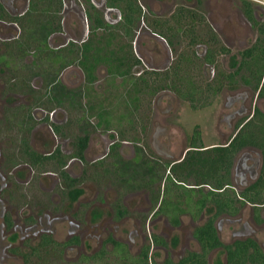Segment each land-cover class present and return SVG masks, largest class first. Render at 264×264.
<instances>
[{"label":"flooded vegetation","instance_id":"flooded-vegetation-1","mask_svg":"<svg viewBox=\"0 0 264 264\" xmlns=\"http://www.w3.org/2000/svg\"><path fill=\"white\" fill-rule=\"evenodd\" d=\"M30 1L31 0H25L22 8L11 10V2H13V0H0L1 5L6 11L5 16L3 15L0 17V23L14 26L15 30L11 35L0 38V45L4 47L2 49L0 47L2 50L0 53V73L13 71L40 72L38 69L43 68V42H40L33 47L34 49L31 50V55H28L29 59H27L26 63L21 64L20 62V55L24 51L23 46H25V44L29 41L26 38V40L24 39L23 42L22 39L26 35L33 33V23L26 16L28 15L27 10ZM89 1L91 4H93V6L100 10L102 14L103 12L104 14L105 12H115L116 16L113 21L106 20L103 14V17L107 22L114 24L121 21L122 13L118 6L107 4V0H99L101 2L100 5L95 3L94 0ZM236 1L239 4V10L242 12L244 20L248 23L249 27H252L256 30L255 25L253 24L255 21L261 22L264 19V6H258L255 4V2H259L264 5V0H248L252 9V22L249 21L244 15V12L241 8L242 0ZM62 2H64V0H62ZM207 2L208 3L206 5L209 6V10L207 13H203V11L201 12L202 16H204L205 22L212 27L215 33H217L216 35L218 40L221 39L227 44L230 43L231 40L225 39L221 33L224 32V34H226L228 32L230 34H235L240 27H244L245 22L242 21L239 23L235 15L236 12L232 9V12H230V8L228 9L223 6L226 3L230 5V0H207ZM137 3L139 4L142 12L140 20L138 21V26L142 24L144 29L140 30V27L137 26L133 41H136L139 37H141L144 40L145 46L147 47L141 51L140 49L137 50V48L133 47L135 54L141 60V65L137 66V68H140L141 70V66H144L143 59H147V57H144L145 55L149 56V53L155 52L159 56L165 57V54H167V50L165 49L166 46L171 49L170 51H172V53H170L171 57L173 53L174 56H176L177 53L173 52L174 49L168 45L165 36L160 34V31L156 28V26L159 24V21H167V23L170 24L169 21L174 22L175 20H178L176 17H174L178 8H191L183 6V4L174 6L168 15L162 16L151 9H149L148 13H146L144 11V6L139 0H137ZM76 4L80 5V9L84 15L86 22V36L80 40L67 39L62 44L55 46L54 49H59L62 46H66L69 41L79 44L87 37L88 20L84 13V0H76ZM197 4L198 2L196 0V5ZM256 6L259 8L256 9ZM63 7L64 6L62 5L61 11L63 10ZM257 12L260 13L259 16L257 15ZM63 29V20L61 18V30L51 33L48 36V42L51 36L60 34ZM217 30L219 32H217ZM256 37L257 30L256 36L251 44L255 41ZM41 39L43 40V37ZM198 43L203 44V42ZM251 44H249V46ZM148 45L152 46L148 47ZM249 46H243L242 48L236 50V55L240 57L239 52ZM36 50L38 53H36ZM205 50L206 47L204 52ZM167 56H169V52ZM235 60L238 61L239 59L235 58ZM74 63H76V69L71 68L73 67L72 65ZM14 64H16L17 67L13 68ZM236 65L237 63L235 66ZM168 66L169 64L163 68H160V70L165 69ZM66 67H64V72H69V74L74 79H76L77 76H80L77 72H82V75L85 77L83 70L78 65L76 60H74V62L70 65L66 64ZM233 67L231 68L233 69ZM145 68L153 69L149 67ZM97 71L96 73L98 75ZM137 72L139 73L140 71ZM105 76H107L106 73ZM14 77L15 76L8 78L0 88V241L6 238V236L9 238L7 239V244L2 246L0 249V258H3V254L9 256L16 255L20 256L21 258L20 264H29L28 261H24L23 253H30L32 251V247L38 245L42 238L49 237L56 243L54 247L52 246L48 249L50 255L53 252H61L60 259L54 260L55 262H58V264H86V259H88L89 262L93 264L94 261L91 259V257L95 256L96 253H98L102 248L110 252L112 250L113 240L124 244L128 251L133 255H137L144 246L148 245L149 251L147 264H157V262H152V257L158 254V250L164 252V257L160 262L166 258L172 259V249L173 246H175L178 242L179 236L175 232L172 233L171 237L169 238L167 234H165L164 229L157 230L160 223V217L162 216L161 214H156L159 202L155 207H153L154 203L152 202L151 198L149 199L148 195L144 191H137L138 188H142L143 186L145 187V183L142 178V181L131 180L132 182L126 181L125 177L123 176H119L116 179H111L110 187L115 186V182L119 184V187L115 188V197L110 199L107 198V196H104V194H107L108 192L106 188V179L110 180L108 168L110 166H116V158H122L123 155H126L125 148L128 141L122 139V141L119 143V141L114 139V137L111 138L110 135H108V133L111 132V129L105 130L97 126V118L93 114L91 116L95 118V121L89 123L92 126V132L78 134L87 136L86 145L82 150V157L80 158L75 153L77 150L75 145V138L77 134L71 131L73 128V123L76 121L77 124H79L81 119H83L82 116L84 114L78 117L74 114H71L72 117H77L75 120H73L69 119V114H67V112L64 110L62 118L56 121L59 124L55 123L48 125L45 129H49V131L54 134V137L56 135H63L64 132L65 135L68 134L67 132H71L72 136L69 135L67 140L72 141V147L70 150H63L61 145L57 143L47 150L46 147L45 149H40L39 147L41 145H38L37 140L34 142L33 137L35 135L37 137L40 135V144L42 143L43 122H47L48 116L45 115L44 118L43 115L36 116L35 112L37 108L31 107V98H29L27 101L17 100L12 103L8 101L10 95L13 97H25L26 95V88L18 86ZM10 81L13 82L11 83ZM31 86L34 87L33 85ZM39 87L40 90L36 88L37 90L35 91L37 92L42 90L41 92H43L42 80L41 84L38 85V88ZM93 87L94 85L92 86V89H94ZM223 91L230 92V94H228L225 98V105L230 108V111L223 116L227 132L220 133L222 141L217 145L228 144L237 130V123L239 121L244 122L246 119H248L255 107L264 111L262 106V103H264V97H258V90L253 91L248 86L238 85L234 89L223 88L221 92ZM245 91H248V94H246L247 92ZM169 105L170 103L167 104L168 108L159 111L161 115H164L168 111L167 109H169ZM40 110L43 111V108ZM53 111V109L50 110L51 114L49 117L53 115ZM61 126H63V128ZM158 130L160 131L158 132ZM161 131V128L156 129L155 134H153V154L159 155L160 157H171L169 152H166V142H162L160 146L158 141L155 142V135L160 134ZM107 136L109 138H107ZM188 149L189 148L187 147L183 154H185L186 150ZM53 153L55 154V157L47 158L48 156H52ZM130 153L132 157V164H126L128 168L137 163L135 160L140 155V153L134 149H132ZM30 154L39 155L40 158L36 160L34 157H31ZM43 156H45V159H43ZM59 158L61 159L60 161ZM234 160L236 161L237 167L235 166L236 168L234 175L231 176L230 174L232 180L231 184L234 188L238 186L241 188L240 190H242L252 184L258 177L262 165L261 154L257 148L247 146L235 154L233 161ZM173 162L174 161H171L170 163ZM72 163H78L81 167L76 174L72 173L69 167ZM61 171H63L68 176V178H64V176H62L60 173ZM256 171L258 175H255ZM43 177L50 178L47 188L43 187ZM71 179L74 181L72 185L70 181ZM146 180L153 181V179L150 180V178ZM90 183L98 189H96L93 195L89 198L88 196H83L84 189L82 185ZM127 184H129V186H127ZM132 187L133 191L128 193V195L125 194L126 188L132 190ZM156 187L155 188L159 190V185ZM98 190L103 191L102 195L98 194ZM129 198L131 199L126 201ZM105 205H108L107 209H102L100 207ZM246 205L251 207L250 203H246L243 207H246ZM27 209L29 211L28 214H24V211ZM30 209H36L39 212H36V210L35 212H31ZM43 210L46 214H55V216L52 218L53 220L50 219L46 221L45 225H43L42 220ZM104 211H107V215L103 213ZM261 214H263V212H261ZM64 215H66L67 218H63ZM184 215L188 216V213L180 214V223L177 226L170 225V227L174 228L175 230H180V238H185L187 234L193 238L192 229L196 223L193 221L191 222L194 225L192 226V229L190 227L191 232H189L187 230V225L184 224L182 219ZM221 216L228 215H220L217 217L219 218L218 220L221 219ZM236 216L240 219L239 221L242 223L241 225L245 228L239 232V237L232 239L229 243L236 239L244 238H252L257 242L255 235L252 234V236L251 233L255 232L257 229V227L254 226L264 225V221H255L253 218L252 208L250 222L246 219H243L241 211ZM99 219L100 222H97ZM164 219L166 220V218ZM59 220L60 222H66L68 224L66 234L63 239L55 238L52 233V223H57ZM127 222H130L129 229L123 227L127 226ZM17 231L21 233V235L18 236V244H15V239L18 235ZM118 231L122 234L125 233V236L116 234ZM9 232L10 234H8ZM152 235L163 238L166 245L163 246L161 244L154 243L152 241ZM130 236L136 237L139 240V246L137 247L136 251H132L131 249L132 239L129 238ZM90 237L96 239L97 245L93 250L87 251L85 242ZM174 239L176 240L175 244H173ZM258 244L262 248L263 245H260V243ZM23 248H27V252L26 250H23ZM219 248L222 249L221 247ZM71 252L74 254L70 255ZM0 264L9 263L0 262Z\"/></svg>","mask_w":264,"mask_h":264},{"label":"trees","instance_id":"trees-1","mask_svg":"<svg viewBox=\"0 0 264 264\" xmlns=\"http://www.w3.org/2000/svg\"><path fill=\"white\" fill-rule=\"evenodd\" d=\"M84 4V13L88 20L86 39L79 44L69 41L66 46L59 49L49 47L47 38L51 33L61 30L62 0H31L26 16L31 22L40 21L37 32L40 34L43 32V40L42 37L40 40L35 38L33 30L29 37L31 40L35 38L39 41L37 44L43 42V60L50 63V66L63 65L65 55H72L83 70L89 85L96 81L97 69L104 66L110 83L109 88L111 87L109 93L112 97L116 95L117 87L123 90V93L119 94L120 101L117 103L121 107L119 112L117 106L109 103L112 101L109 93L106 99L103 95L95 101L87 100L88 106L85 113L94 114L97 118V126L101 129H110L112 123L116 122L122 138L125 130L134 128V121L139 123L140 128L146 129L147 121L145 120L148 116H145L143 108L149 110L148 106L152 98L160 90L176 92L193 109L210 104L223 88L234 89L238 85L248 86L253 91L258 90V97H264V19L261 22H254L257 37L249 47L239 52V60H235L234 55H231L230 67L234 66L233 69L225 71L218 67L216 70L217 54L229 53V49L218 44L217 35L205 22L204 16L196 13L194 9L180 7L174 15L178 20L171 22L174 25L168 24L167 21H159L156 28L161 35L165 36L168 45L173 49L174 42L185 37L189 51L175 50L177 53L175 60L165 69L155 70L141 66L138 73L134 72V68L141 65V60L135 54L132 44L142 14L137 0H107V4L118 6L122 13L121 21L114 24L107 22L102 12L89 0H84ZM241 8L247 19L252 22L250 2L242 0ZM5 14L6 11L0 3V17ZM199 24L204 28L197 26ZM196 26L202 30L199 35L195 31ZM202 34L205 35L204 38ZM205 41H207L206 50L199 59L190 47L194 43ZM210 44H217L218 49L212 48ZM36 53H38L37 50ZM197 60L199 66L203 63L215 69L211 78L207 80L199 78L200 70L197 67ZM89 94L91 98L90 91ZM105 100L108 101L107 106L101 104L106 103ZM114 110H117V113H114ZM236 129L228 144L205 147L202 145L200 132L195 127L188 141L189 149L181 160L164 163L163 166L168 172L162 182L156 214L163 215L173 226L180 223V214H190L193 222L196 223L192 229V235L199 246V251H186L178 260L166 258L159 264H209L208 254L219 247L225 253L221 264H264V250L254 239L244 238L236 239L231 243H222L214 225L216 218L220 215L236 216L246 203L251 204L255 221H264V111L255 107L248 119L237 123ZM86 141L85 135H77L75 138L77 147L75 153L80 158ZM247 146L259 150L262 165L254 182L236 191L231 184L230 169L235 154ZM149 153L152 155L153 152L149 150ZM204 154L210 155L204 156ZM31 157L36 160L40 158L35 154ZM52 157H55L54 153L47 158ZM147 168H152V164L148 163ZM148 172L149 177L145 176L143 180L153 179L155 172L153 170ZM60 173L64 178H68L63 171ZM190 178L191 186H186ZM70 181L72 185L73 179ZM204 187H206L205 190ZM204 212L209 214L208 217L202 222L198 221L200 214ZM175 239L173 244L176 243ZM152 241L166 245L160 236L152 235ZM54 245L56 243L49 237L42 238L37 246L32 247L30 253H23L24 261L29 262L31 256H35L40 261L39 264H45L52 259L59 260L61 252H53L50 255L48 251ZM148 251L149 246L146 245L137 255H133L124 244L113 240L110 252L102 248L91 259L94 261L93 264H147ZM85 263L91 264L88 259Z\"/></svg>","mask_w":264,"mask_h":264},{"label":"rangeland","instance_id":"rangeland-1","mask_svg":"<svg viewBox=\"0 0 264 264\" xmlns=\"http://www.w3.org/2000/svg\"><path fill=\"white\" fill-rule=\"evenodd\" d=\"M8 1V0H6ZM25 0H13L11 2V10H17L22 8ZM95 3L100 5L99 0H94ZM140 3L144 6V11L148 13L149 9L152 11H155L156 13L166 16L169 14L170 11L174 8V6L182 5L189 7L191 9H194L196 13H199L202 15L203 13H207L209 10V6L206 5L208 2L207 0H197L198 4L196 5V0H139ZM231 4H225L223 5L226 8H230L233 11L236 12V17L238 19V22H245L244 27H240L239 30L235 34H230L224 32H220L222 36L225 39L231 40L230 43H226L223 40L219 39L218 44L220 43L221 45L227 46L230 51L229 53H219L217 54V62H216V70L218 67L222 70L228 71L231 69L230 67V57L233 54L236 59H239L236 55V50L242 48L243 46H249L253 39L256 36V30L252 27H249L248 23L244 20L242 16V12L239 10V4L236 0H230ZM258 6H264L262 3L255 2ZM63 10L60 13V16L63 20V26L64 29L61 31L60 34H55V36H51L49 42L47 38V43H49V47H55L63 42H65L67 39H73V40H80L83 39L86 36V22L84 19V15L80 9V5L76 4V0H64L63 2ZM193 6V7H192ZM259 7L256 6V9ZM232 10L230 12H232ZM103 11V10H102ZM145 13V14H146ZM104 14V12H103ZM147 15V14H146ZM257 15L259 16L260 13L257 12ZM106 20L113 21L115 19V12H105L104 14ZM227 21V20H226ZM170 24L171 21H169ZM33 31H35L34 35L35 38L39 39L42 37L43 32L38 33L37 30L40 28V21L39 20H34L33 22ZM238 24V23H237ZM200 28H204L202 25H197ZM195 27L196 34L199 35L202 33V30L199 29V27ZM138 27H140V30L144 29V26L140 24ZM202 28V29H203ZM14 26L10 25H5L0 23V38H4L7 35H11L14 33ZM194 31V32H195ZM217 32H219L217 30ZM219 33V34H220ZM217 34V33H215ZM203 38L205 35H203ZM29 40L25 46H23V53H21V58L20 62L21 64H24L27 62V59H29L28 55H31V50H33L34 46L39 42L35 38L31 40L29 38V35H26L22 41L24 42V39ZM1 42V40H0ZM187 39L185 37L179 39L178 41L174 42V51L175 49L177 51H183V50H188V47L186 46ZM225 43V44H224ZM133 47L140 49L147 48L144 44V40L139 37L138 40L132 42ZM165 44V43H164ZM163 44V45H164ZM207 45V41H205L203 44L194 43L191 47L190 50L195 52V55L197 58L201 59V56L204 55V49ZM212 48L218 49V45H213L210 44ZM152 45H148L150 47ZM1 49L4 48L2 45H0ZM165 47V45H164ZM176 47V48H175ZM0 49V53L2 50ZM167 50V54H165V57L159 56L158 54L154 53H149V56L145 55L144 57H147V59H143V65L144 67H149L153 69H159L163 68L167 64H171L176 56H174V53L172 54V57L170 53L171 49L169 47H165ZM189 51V50H188ZM19 52V51H18ZM169 52V56L168 55ZM12 53V52H11ZM167 57V60H166ZM171 57V58H170ZM64 62L70 65L71 63L74 62V59L76 58L72 55H65L64 57ZM164 60V61H163ZM29 63V62H28ZM65 63L59 66L52 67L50 66V63L47 61L43 60V68L38 69L40 72H1L0 73V88L3 86V84L6 82V80L10 77H14L15 81L17 82L18 86L22 88H26V96L25 97H13L10 95L8 101L10 103L14 101H22L25 100L27 101L29 98L32 99L30 105L33 108H37L35 114L36 116H42L43 118L45 115H47V122H43V141L40 144V135L38 137L35 135L33 137V140H37L38 145H41L39 148L40 149H45L46 150L54 146L55 144H60L63 150H70L72 147V141L67 140V137L70 135L72 136L71 132H75V134H83V133H91L92 132V126L89 124L92 121H95V118H93L88 112L85 113L86 107L88 106L87 100H97L100 96L105 95V99L107 98V93H109V79L107 76H105L106 70L105 67H99L98 68V75L95 83L91 84L92 86L94 85V89H92V86L89 85L86 81V78L82 75V72H77L80 76H77L76 79H74L69 72H64V67H66ZM197 67L200 70V75L199 78H202L203 80H207L213 76L215 73V69L211 65L203 64L200 63L197 60ZM76 69V63L72 65ZM17 67L16 64H14L13 68ZM68 67V66H67ZM66 67V68H67ZM70 68V67H69ZM134 72L140 71V68L135 67ZM78 70V69H77ZM76 73V72H75ZM107 74V73H106ZM76 76V74H75ZM13 79V80H14ZM42 80V86H43V92L41 91H35V90H40V87L38 88V85L41 84ZM32 81V83H31ZM119 82V79H117ZM11 83L13 81H10ZM7 85V84H6ZM5 85V86H6ZM33 85L34 87H32ZM37 88V89H36ZM89 91L92 93V97L90 98ZM246 94H248V91ZM123 90L121 87H117L116 89V95L112 97V101L109 103L114 104V106H117V110L119 112V109L121 108L117 103L120 101L119 94H122ZM163 94V95H162ZM230 94L229 91H223L221 93H218L213 99L212 102L206 106H202L201 108H196L193 109L189 106L188 102L181 98L176 92L174 91H168V90H160L157 92L156 96L152 98L151 103L149 104L147 109L143 110L145 111L144 114L145 116L147 115V128L142 129L139 126V123L137 124L136 121H134V128H128L125 130L124 137L122 138L119 133V125L116 122H113L112 126H110L111 132L108 133L111 138L114 137L119 143L124 139L125 141H128L126 144V155H123L122 158H116V166H110L108 168V175L109 179H106V185H107V194H104V196L107 198H113L115 197L114 195L116 194V189L119 187V184L115 182V186H111V179H116L119 176L125 177V180L128 182H132L131 180H138L142 181L141 178L149 177V172L150 170H153L155 174H153V181H146L144 180L145 187L143 186L142 188H138L137 191H144L149 199L151 198L153 204V207H155L161 197V187H162V182L163 179L165 178L166 173L168 172L167 169L164 168L163 164L167 162H177L181 160V158L184 156V150L188 146V141L191 136V133L193 129L196 127L201 136V141L202 145L205 147L207 146H212V145H217L221 143L222 139L220 136L221 132H227V128L225 126V120L223 119V116L226 115L229 111L230 108L225 105L226 102V96ZM31 96V97H30ZM30 101V100H29ZM1 102V100H0ZM106 103H101L102 105L107 106L108 101L105 100ZM170 103L168 111L164 114L161 115L159 111L165 110L167 107V104ZM98 105V103L96 102ZM262 106L264 108V103H262ZM43 108V111L40 110ZM53 111V115L49 117L51 114L50 110ZM64 110L69 114V119L75 120L78 116H82L83 119L77 124L75 121L73 123V128L72 131L68 134L65 135V132L63 135H56L54 137V134L49 131V129H45L48 125L58 123L56 122L58 119H61L64 113ZM117 110H114V113H117ZM248 110V109H247ZM71 114H74L76 116L72 117ZM248 115V112H247ZM146 118V117H145ZM144 119V118H143ZM124 122V120H123ZM59 124V123H58ZM61 124V123H60ZM63 128V126H61ZM143 127V126H142ZM161 132L160 134L155 135V142L158 141L159 146L162 144V142H166V152L171 155V157H160L159 155H149V150L153 152L152 148V141L154 139L155 130L160 129ZM23 129V128H21ZM23 131V130H21ZM160 130H158L159 132ZM233 131V129H232ZM58 136V137H57ZM135 137V138H134ZM107 138H109L107 136ZM153 138V139H152ZM134 139V140H131ZM42 140V139H41ZM44 145V146H43ZM143 148V149H142ZM134 149L135 151H138L141 156L137 157L135 162H139L134 164L132 167H127L126 164H132L131 162V153L130 151ZM146 150V151H144ZM44 151V150H43ZM210 154H204V156H209ZM91 157V156H90ZM151 163L152 168L148 169L147 164ZM70 169L72 173L76 174L78 173L79 169L81 168L80 165L77 164H71ZM137 176V177H136ZM138 176H140L138 178ZM190 181H187L186 186H191L190 183H192V179H189ZM232 181V180H231ZM43 187L47 188L50 182V178H45L43 177ZM159 185V190H157L156 186ZM84 189V194L83 196L89 197L93 195V193L98 189L94 185L90 184H84L82 185ZM81 186V187H82ZM129 186V184H127ZM156 187V188H155ZM154 188V189H153ZM132 190H129L126 188L125 194L128 195V193L133 191V187L131 188ZM204 190L206 187L203 188ZM236 191H240V187L236 186L235 187ZM157 190V191H154ZM98 194L102 195V190H98ZM127 192V193H126ZM141 192V193H142ZM146 195V196H147ZM131 198L127 199L126 201H129ZM102 209L108 208V205L105 206H100ZM40 208V207H38ZM36 209H30L31 212H35ZM242 212V217L243 219H246L250 222L251 218V207L249 205H246V207H243L241 210ZM28 209L24 211V214H28ZM36 212H39L36 210ZM104 214L107 215V211L103 212ZM204 215L206 213L204 212ZM15 217V215L13 214ZM55 216L54 213H49L46 214L45 211L43 210V215H42V220H43V225H45V222L48 220H53L52 218ZM207 216V215H206ZM63 218H67L66 215H64ZM61 218V219H63ZM165 217L162 215L159 220V226L157 230L164 229L165 234L170 238L172 233H177L179 236L178 242L176 243L175 246H173L172 249V259L177 260L181 256H183L186 251L188 250H199V247L195 240L187 234L185 238H180L181 233L180 230H175L174 228L170 227L169 222L167 219H164ZM183 218V217H182ZM205 216H202V221L205 219ZM219 218L216 219L217 223V229H218V236L219 239L222 243H229L232 239L237 238L240 236L239 232L244 230L245 227H243L241 222L239 221L240 219L237 216L231 217V216H221V219L218 220ZM41 220V222H42ZM100 222V219L97 221ZM184 224L187 225V230L190 232V222L188 220L183 219ZM67 223L66 222H60V220L55 223H52V228H53V235L57 239H63L66 234L67 230ZM70 227V226H69ZM126 229L130 228V222H127V226H123ZM257 227L255 232H252L251 235H255L256 240L260 245L262 244V248L264 249V225H258L254 226ZM126 231V230H125ZM187 231V232H188ZM18 232V231H17ZM127 233V231H126ZM10 234V232L8 233ZM116 234H121L125 236V233L121 232H116ZM21 233L18 232V235L15 239V244H18L19 242V237ZM174 235V234H173ZM252 235V236H253ZM104 236V235H103ZM251 236V237H252ZM1 238V234H0ZM131 241V249L132 251H136L137 247L139 246V240L136 237L130 236ZM7 239H9L7 236L3 240L0 241V249L2 246L7 244ZM86 249L87 251L93 250L96 245V239L95 238H88V240L85 242ZM37 246V245H35ZM23 250H26L27 248H23ZM158 254L156 256H153L152 262H159L163 259L164 257V252L159 251L157 252ZM74 254L73 252L70 253V255ZM224 250L223 249H214L208 254V263L209 264H221L222 261L224 260ZM1 256V255H0ZM0 262H8L9 264H20L21 258L20 256H9L6 254H3V258H0ZM40 261L35 257L31 256L29 264H39ZM45 264H58V262H55L53 259L52 261H49ZM63 264V263H62Z\"/></svg>","mask_w":264,"mask_h":264},{"label":"crops","instance_id":"crops-1","mask_svg":"<svg viewBox=\"0 0 264 264\" xmlns=\"http://www.w3.org/2000/svg\"><path fill=\"white\" fill-rule=\"evenodd\" d=\"M232 183H233V182H232ZM206 215H207V216H206ZM206 215H204V213H201L200 216H199V220H198V221H201V220H202V216H205V217L207 218L209 214H207V212H206ZM206 218H205V219H206ZM182 219H186V220H188V222H190V227H191V229H192V226H193L194 224L191 223L193 220H192V217L190 216V214H188V216H187V215H184ZM205 219H203V220H205ZM190 232H191V230H190Z\"/></svg>","mask_w":264,"mask_h":264},{"label":"water","instance_id":"water-1","mask_svg":"<svg viewBox=\"0 0 264 264\" xmlns=\"http://www.w3.org/2000/svg\"><path fill=\"white\" fill-rule=\"evenodd\" d=\"M236 160V159H235ZM233 161V165H232V168H231V171H230V174H231V176H233L234 175V172H235V168L237 167L236 166V161ZM236 166V167H235ZM255 175H258V173H257V171L255 172ZM217 221H215V223H214V225H215V227H216V229H217ZM218 230V229H217Z\"/></svg>","mask_w":264,"mask_h":264}]
</instances>
